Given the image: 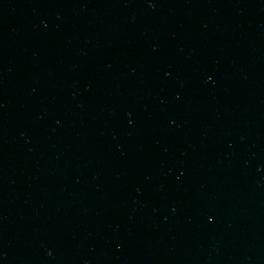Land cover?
<instances>
[{
	"label": "water",
	"instance_id": "obj_1",
	"mask_svg": "<svg viewBox=\"0 0 264 264\" xmlns=\"http://www.w3.org/2000/svg\"><path fill=\"white\" fill-rule=\"evenodd\" d=\"M243 264H264V228H262Z\"/></svg>",
	"mask_w": 264,
	"mask_h": 264
}]
</instances>
